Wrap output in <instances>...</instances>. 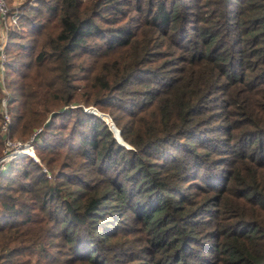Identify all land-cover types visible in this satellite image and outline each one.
I'll list each match as a JSON object with an SVG mask.
<instances>
[{"label": "trees", "instance_id": "obj_1", "mask_svg": "<svg viewBox=\"0 0 264 264\" xmlns=\"http://www.w3.org/2000/svg\"><path fill=\"white\" fill-rule=\"evenodd\" d=\"M7 6L0 264H264V0Z\"/></svg>", "mask_w": 264, "mask_h": 264}, {"label": "built area", "instance_id": "obj_2", "mask_svg": "<svg viewBox=\"0 0 264 264\" xmlns=\"http://www.w3.org/2000/svg\"><path fill=\"white\" fill-rule=\"evenodd\" d=\"M17 13L16 10L8 11V6L5 0H0V69L1 61L3 59L2 45L5 38V31L9 25L15 22ZM5 98L4 96L0 99V131L2 132V147L0 151V169L3 165L7 163L9 159L15 157L16 155L26 154L32 160L36 161L40 165V170L48 178H51L49 170L42 164L34 153L33 146L31 143V137L38 130L39 127L35 128L26 139H19L16 137H10L6 135L5 131L7 128L8 116L5 110Z\"/></svg>", "mask_w": 264, "mask_h": 264}, {"label": "water", "instance_id": "obj_3", "mask_svg": "<svg viewBox=\"0 0 264 264\" xmlns=\"http://www.w3.org/2000/svg\"><path fill=\"white\" fill-rule=\"evenodd\" d=\"M92 108H93V107H92ZM92 111H95L96 114H98L99 116L103 117V118L106 120V118L100 114L101 111L98 112V110L95 109V108H93ZM106 122H107V124L109 125L110 129L112 130V135L115 136L119 142L124 143V142L120 139V137L118 136V133H116V134L114 133V128H115V126L113 125V123H112L110 120H109V121L106 120ZM115 129H116V128H115Z\"/></svg>", "mask_w": 264, "mask_h": 264}, {"label": "rangeland", "instance_id": "obj_4", "mask_svg": "<svg viewBox=\"0 0 264 264\" xmlns=\"http://www.w3.org/2000/svg\"><path fill=\"white\" fill-rule=\"evenodd\" d=\"M19 0H8V2H7V5L8 4H12V3H16V2H18ZM83 108H88V110H90V111H92L93 110V108H95L94 106H92V105H88V106H82ZM93 107V108H92ZM96 109V108H95ZM98 110V109H97ZM98 112H99V110H98ZM111 132H112V130H111ZM29 136V135H28ZM27 136V137H28ZM26 137V138H27ZM16 138H19V139H26V138H20V137H18V136H16ZM35 153V152H34ZM38 158V157H37ZM7 164V163H6ZM6 164H4L3 165V167H5L6 166ZM43 164V163H42ZM44 165V164H43ZM50 172V174H51V172L52 171H49ZM133 240V238L132 239H130V241H132Z\"/></svg>", "mask_w": 264, "mask_h": 264}, {"label": "bare ground", "instance_id": "obj_5", "mask_svg": "<svg viewBox=\"0 0 264 264\" xmlns=\"http://www.w3.org/2000/svg\"><path fill=\"white\" fill-rule=\"evenodd\" d=\"M102 116H104L106 118L107 121H109V118L107 116V114H105L104 112H101L100 113ZM114 133L116 134L117 133V130L114 128Z\"/></svg>", "mask_w": 264, "mask_h": 264}]
</instances>
